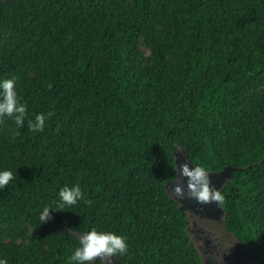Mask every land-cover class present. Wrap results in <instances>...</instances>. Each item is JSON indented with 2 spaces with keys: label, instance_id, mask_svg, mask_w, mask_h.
<instances>
[{
  "label": "trees",
  "instance_id": "1",
  "mask_svg": "<svg viewBox=\"0 0 264 264\" xmlns=\"http://www.w3.org/2000/svg\"><path fill=\"white\" fill-rule=\"evenodd\" d=\"M9 78L26 118H0V170L13 175L0 228L46 226L49 249L0 250L7 264H69L92 228L127 238L123 264H202L167 195L180 149L210 172L238 168L220 189L225 223L264 264V0H0ZM77 184L84 199L41 223Z\"/></svg>",
  "mask_w": 264,
  "mask_h": 264
},
{
  "label": "clouds",
  "instance_id": "2",
  "mask_svg": "<svg viewBox=\"0 0 264 264\" xmlns=\"http://www.w3.org/2000/svg\"><path fill=\"white\" fill-rule=\"evenodd\" d=\"M16 79L0 80V118H11L18 128L23 127L26 118V106L21 103L16 90ZM53 115L52 112L38 114L35 120L29 123L33 132H42L45 122ZM190 168L187 163L180 166L179 175L186 178V187L178 180H173L169 199L183 200L185 193L197 203L208 204L215 202L218 205L224 203V196L220 190L210 186L209 174L206 166L193 165ZM13 179L12 172L0 170V188L6 186ZM84 199V193L80 186L63 187L58 191V200L54 205H46L40 213V221L50 219V210L75 206ZM79 246L76 247L68 258L69 264H92L95 258H99L98 264H112V258L126 256L128 254L127 238L111 231L97 230L77 234ZM0 264H7V260L0 258Z\"/></svg>",
  "mask_w": 264,
  "mask_h": 264
},
{
  "label": "flooded vegetation",
  "instance_id": "3",
  "mask_svg": "<svg viewBox=\"0 0 264 264\" xmlns=\"http://www.w3.org/2000/svg\"><path fill=\"white\" fill-rule=\"evenodd\" d=\"M178 201L185 208L190 242L196 247L202 264H259L246 244L226 226L223 205L201 204L190 197Z\"/></svg>",
  "mask_w": 264,
  "mask_h": 264
},
{
  "label": "rangeland",
  "instance_id": "4",
  "mask_svg": "<svg viewBox=\"0 0 264 264\" xmlns=\"http://www.w3.org/2000/svg\"><path fill=\"white\" fill-rule=\"evenodd\" d=\"M5 3L11 5L15 0H3ZM130 5L133 7L135 2L132 1ZM138 51L141 57V62L144 67H148L150 62V57L153 53L152 46L144 38L141 37L138 44ZM169 58H176L175 53H171ZM264 87L260 86L259 90H263ZM5 131L0 123V134H3ZM185 155L183 150H179L178 158H181ZM49 231L46 226H37L33 223H26L22 226H8L0 228V250L8 251L16 247H27L31 245H38L41 251L44 253L49 249L48 246V237Z\"/></svg>",
  "mask_w": 264,
  "mask_h": 264
},
{
  "label": "water",
  "instance_id": "5",
  "mask_svg": "<svg viewBox=\"0 0 264 264\" xmlns=\"http://www.w3.org/2000/svg\"><path fill=\"white\" fill-rule=\"evenodd\" d=\"M178 153L175 155V158H176V171H177V176H176V180H178L182 185H184L186 187V178L184 177H181L179 175V170H180V166L182 164H185L187 163L189 165V167L191 168L192 167V164L190 161H188L185 157V155L181 158H178ZM238 168H235V167H232V166H226L224 167L222 170L218 171V172H211L209 174V179H210V186L214 187L215 189L217 190H220L222 188V186L229 180L231 179L232 177V172L237 170ZM173 182H169L168 183V186H167V191L168 193H170V185L172 184ZM185 197H188L187 196V193H185ZM174 200H176L174 197H173ZM178 202V207L180 210H185L184 207H182V205L180 204V202L178 200H176ZM95 261H99V258H95ZM112 264H123L117 257H113L112 258Z\"/></svg>",
  "mask_w": 264,
  "mask_h": 264
}]
</instances>
